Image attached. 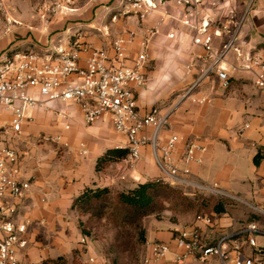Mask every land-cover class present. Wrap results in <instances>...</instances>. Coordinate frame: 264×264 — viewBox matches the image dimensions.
Here are the masks:
<instances>
[{"label":"crops","instance_id":"crops-1","mask_svg":"<svg viewBox=\"0 0 264 264\" xmlns=\"http://www.w3.org/2000/svg\"><path fill=\"white\" fill-rule=\"evenodd\" d=\"M248 2L204 0L199 6L197 21L199 25H208L213 37L211 54L193 43L197 32L190 31L179 20L164 17V13H156L143 23L131 18L112 24L111 39L96 34L86 39L95 47L109 49L110 55L111 41L122 39L127 49L124 63L127 66H132L142 44L148 43L146 82L135 89L140 115L145 116L153 108L168 114L169 126L161 132L159 144L164 145L171 134L181 138L176 158L182 169L190 170L189 180L197 185L216 186L242 201L231 202L221 215L188 214L176 223L170 221L171 214L162 220H150L145 225L147 243L139 264H145L151 245L159 242L168 244L170 252L164 259L150 264H173L182 253L174 242L179 233L197 229L206 245H215L221 237L235 234L248 222L260 223L254 219L259 216L254 209L264 210V93L256 87V71L247 68V59L264 55V0H253L251 13L241 19ZM169 10L175 17L183 14L174 5ZM30 30L16 27L11 34L0 33V53L9 47L32 49L29 44L33 40L27 37L33 32ZM172 33L175 36L170 39L168 35ZM33 35L41 40V46L33 49L36 51L56 42L38 31ZM18 37L23 40L16 41ZM68 42L62 39L61 44L67 46ZM216 56H221V62L214 68ZM85 58L82 54L81 67L85 66ZM221 70L230 78L228 89L222 87L218 77ZM49 106L48 110H33L32 120L21 135L11 140L24 179L30 183L25 197L12 201L18 208L17 220L28 223V245L18 251V257L21 264H45L60 258L65 262L59 264H73L75 255L88 253L97 257L99 264H108L91 251L90 240L85 249L80 244L83 236L71 219L75 216L71 209L73 201L87 189L125 192L141 183L154 180L170 183V179L159 168L150 146L141 149L136 162L130 163L126 158L96 171L98 159L108 150L128 149L127 137L115 131L108 116L88 125L78 105L54 102ZM246 125L248 128L240 133L239 129ZM56 135H61L59 143L41 140L43 136ZM192 142L205 146L206 152L198 154L201 163L187 165L182 158ZM257 155L258 165L254 161ZM179 188L189 196L200 194L194 188ZM199 217H209L212 224L207 225ZM258 244L264 246V238ZM237 245L250 250L245 237L239 235L225 247L232 249ZM186 264L201 263L189 258ZM202 264L219 263L211 258Z\"/></svg>","mask_w":264,"mask_h":264},{"label":"built area","instance_id":"built-area-1","mask_svg":"<svg viewBox=\"0 0 264 264\" xmlns=\"http://www.w3.org/2000/svg\"><path fill=\"white\" fill-rule=\"evenodd\" d=\"M203 1L28 0L44 25L40 33L56 42L43 51L9 47L0 53V264H21L18 251L28 245V223L17 220L18 208L12 201L24 198L30 183L24 179L20 158L11 140L21 135L25 125L32 120L33 110H48L54 102L78 105L88 125L110 117L115 131L127 137V160L130 163L138 161L141 149L150 146L159 168L170 179V185L194 188L205 196L226 197L242 202L216 186L197 185L189 180L190 170L182 169L176 158L181 138L171 134L164 145L159 144L161 132L169 126L168 114L153 108L145 116L140 115L135 89L146 82L144 70L150 59L148 43L142 44V51L133 59L132 66H127L124 64L127 49L122 39L111 41L112 55L109 49L95 47L86 41L94 34L111 39V26L119 21L134 18L143 23L156 13H164V17L179 20L190 31L197 32L193 43L211 54L213 37L207 30L208 25H199L197 21L198 8ZM10 2L0 0V33L4 35L11 34L22 25L12 14ZM171 5L180 7L183 14L175 17L169 10ZM91 6L102 9L98 18L94 16L92 21L89 19L85 22L73 16L80 9ZM174 36L173 33L168 35L170 39ZM62 39L69 41L67 46L61 44ZM82 54L86 55L84 67L80 66ZM214 59L216 68L221 56ZM247 62V68L256 71V87L264 93V55L249 56ZM218 77L222 87L228 89L230 78L225 70L218 72ZM66 128L69 129V126ZM247 128V125L243 126L239 132L243 133ZM41 140L59 143L61 135L43 136ZM205 152V146L189 143L182 160L187 165L201 163L202 158L198 154ZM254 210L264 216L263 209ZM198 220L207 225L212 224L209 217H199ZM238 235L245 237L250 250L240 245L232 249L225 247L229 240ZM257 236L264 238V229L255 221L246 223L235 234L221 237L215 245H206L197 229L192 233L182 232L174 239L182 253L173 264H186L189 258L201 264L211 258H215L219 264H264V246L258 244ZM88 242L86 237H82L80 244L85 249ZM169 252L168 244L154 243L144 262L150 264L160 261ZM79 264L99 263L97 257L83 253Z\"/></svg>","mask_w":264,"mask_h":264},{"label":"trees","instance_id":"trees-1","mask_svg":"<svg viewBox=\"0 0 264 264\" xmlns=\"http://www.w3.org/2000/svg\"><path fill=\"white\" fill-rule=\"evenodd\" d=\"M128 149H111L97 161L96 171L105 170L109 165L122 162L128 156ZM255 164L260 161L255 157ZM231 205V201L218 199L214 196L196 194L187 195L183 190L162 180L148 181L138 184L135 188L120 192L111 188L87 189L72 204V211L78 215V229L83 237L90 240L94 224L105 222L115 229L120 236L122 249L111 248L115 257L107 256L110 264H121L118 254L142 251L147 243V232L143 221L154 216L163 219L165 212H171L170 221L176 223L179 215L192 214H224ZM84 219H86L84 221ZM139 257L136 260L140 261ZM65 262L60 258L45 264H59ZM108 263V262H107Z\"/></svg>","mask_w":264,"mask_h":264},{"label":"rangeland","instance_id":"rangeland-1","mask_svg":"<svg viewBox=\"0 0 264 264\" xmlns=\"http://www.w3.org/2000/svg\"><path fill=\"white\" fill-rule=\"evenodd\" d=\"M10 4L11 6H13L11 7L13 9L12 14L22 24L21 27L31 28L32 30L30 31H33L27 34L28 39L31 38V40H33L31 44H29L30 47L32 49H36L38 48V46H41L40 37L37 35L34 36L33 34L36 31L40 32V30H42L41 27H43L44 25L39 20L36 13L33 11V8L31 7L28 0H11ZM253 5H254L253 0H250V2L246 4V7L243 9L240 15L241 19H245L251 13L253 9ZM89 8H87V10L80 9L78 13L73 14V16L76 17V20H82L85 22H87L89 18H93L94 16L95 17L97 16L98 18L100 16V11L102 10L101 8H98V7H94L90 9ZM91 10H92V14L94 13V15L91 14ZM83 15H85V17ZM90 21L92 20L90 19ZM103 22H106V20ZM19 40H23V37H18L16 39V41H19ZM19 47H23V46L19 45ZM20 49H27V48H20ZM215 198L228 200V201H231L232 203L236 202L226 197H215ZM167 214H171V212H168V211L165 212L163 214V217H165V215ZM185 215L187 216L188 214H185ZM185 215H179L177 219H181ZM171 217H172V214H171ZM71 219L75 221V223H77V227H78V215L75 213V216L72 217ZM152 219H156V218L154 216H150L146 218L142 223L143 227L145 228V225H147L148 222ZM254 219L256 221H260L259 223L260 227L264 226V217L259 215V216H254ZM85 220L86 219H84V221ZM94 228L95 229L93 230V233H95V235L90 239V243H89L91 251L95 255L97 254L99 257H101V259H104L106 261L108 259L107 258L108 255H110L109 257H115L117 254L114 252L110 253L111 248L122 249L123 247V245L121 244L122 241L120 239L119 233L112 227L105 224V222L94 224ZM257 241L258 243L261 244L263 242V238L260 236H257ZM139 252H140L139 250L137 251L135 250L134 252L130 251L129 253L127 252L123 254H118V257L120 259L119 262L121 264H139V259L138 261L136 260V257L137 256L139 257ZM140 255H141V252H140ZM79 259H80L79 255H75L73 264H79ZM107 262L108 264H110L109 261Z\"/></svg>","mask_w":264,"mask_h":264}]
</instances>
